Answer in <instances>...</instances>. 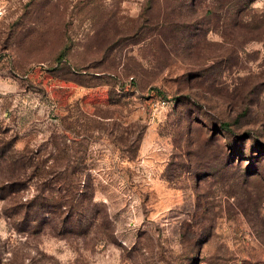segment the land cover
<instances>
[{
    "label": "rangeland",
    "instance_id": "obj_1",
    "mask_svg": "<svg viewBox=\"0 0 264 264\" xmlns=\"http://www.w3.org/2000/svg\"><path fill=\"white\" fill-rule=\"evenodd\" d=\"M0 264H264V0H0Z\"/></svg>",
    "mask_w": 264,
    "mask_h": 264
}]
</instances>
